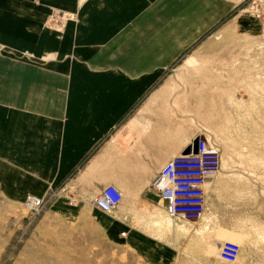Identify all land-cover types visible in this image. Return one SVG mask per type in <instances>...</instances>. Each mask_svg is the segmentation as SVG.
Instances as JSON below:
<instances>
[{"label":"rangeland","instance_id":"obj_1","mask_svg":"<svg viewBox=\"0 0 264 264\" xmlns=\"http://www.w3.org/2000/svg\"><path fill=\"white\" fill-rule=\"evenodd\" d=\"M139 2L145 9L132 21L124 13L128 22L115 42L82 44L87 51L42 61L0 47V62L57 68L59 83L74 88L60 90L64 102L72 94L80 104L98 99L103 83H152L158 96L149 105L165 108L182 137L192 143L201 135L220 148V168L207 178L206 212L171 219L141 177L115 184L123 200L111 214L93 198L59 195L63 187L40 196L46 202L39 212L26 206L28 196L16 202L0 191V264H264V19L253 13L264 12V0ZM61 15L62 22L52 15L49 23L80 21ZM246 19L251 27L241 25ZM86 103L76 111L97 108ZM136 106L114 132L129 134ZM158 125L150 130L164 132ZM117 219L118 232L109 228ZM224 243L239 249L234 262L220 257Z\"/></svg>","mask_w":264,"mask_h":264},{"label":"crops","instance_id":"obj_2","mask_svg":"<svg viewBox=\"0 0 264 264\" xmlns=\"http://www.w3.org/2000/svg\"><path fill=\"white\" fill-rule=\"evenodd\" d=\"M140 9L145 8L139 0H0V47L39 61L83 52L82 44L115 42L114 37L124 34L121 28L128 20L123 19L135 17ZM55 13L73 14L80 21L71 20L62 28L49 23ZM241 25L251 27V20ZM100 85L98 99L80 104L72 94L64 102L60 90L74 88L59 83L57 68L0 62V191L7 199L24 201L63 187L59 195L65 190L70 197L93 202L108 184L140 177L152 184L194 138L182 137L178 125L164 117L169 114L165 108L149 105L158 96L150 92L152 83ZM86 102L97 108L86 110ZM80 106L84 109L76 111ZM135 106L129 134L114 132ZM152 124L164 132L154 133ZM109 226L118 232L123 222L117 219Z\"/></svg>","mask_w":264,"mask_h":264},{"label":"built area","instance_id":"obj_3","mask_svg":"<svg viewBox=\"0 0 264 264\" xmlns=\"http://www.w3.org/2000/svg\"><path fill=\"white\" fill-rule=\"evenodd\" d=\"M253 13L257 18L264 19V12L260 9L256 8ZM63 18L61 14L55 13L52 21L59 23ZM193 141L186 148L192 146ZM184 150L163 166L152 185L158 196L165 201L171 217L191 220L206 212L207 178L219 170L221 151L216 143L201 135L198 137L197 152L193 149L190 153H184ZM122 199V191L115 184H108L94 198L93 205L102 212L111 214ZM45 202L44 197L30 195L26 199V206L39 212ZM238 250L236 246L224 243L219 255L227 262H234Z\"/></svg>","mask_w":264,"mask_h":264},{"label":"water","instance_id":"obj_4","mask_svg":"<svg viewBox=\"0 0 264 264\" xmlns=\"http://www.w3.org/2000/svg\"><path fill=\"white\" fill-rule=\"evenodd\" d=\"M197 142H198V138L194 140V144L192 146L190 145L188 148L184 150V153H190L193 149L194 152H197Z\"/></svg>","mask_w":264,"mask_h":264},{"label":"bare ground","instance_id":"obj_5","mask_svg":"<svg viewBox=\"0 0 264 264\" xmlns=\"http://www.w3.org/2000/svg\"><path fill=\"white\" fill-rule=\"evenodd\" d=\"M194 143V142H193ZM154 182V181H153ZM36 196V195H35ZM123 200V199H122ZM122 202V201H121ZM121 204V203H120ZM168 212V211H167ZM169 214V213H168ZM169 217L171 218V219H173V220H178V219H175V218H173V217H171L170 216V214H169ZM123 233H125L126 234V232H123Z\"/></svg>","mask_w":264,"mask_h":264}]
</instances>
